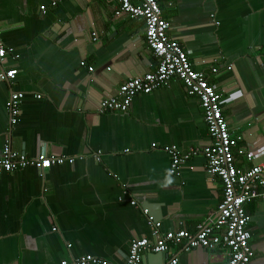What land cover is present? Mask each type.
<instances>
[{"label":"crops","instance_id":"1","mask_svg":"<svg viewBox=\"0 0 264 264\" xmlns=\"http://www.w3.org/2000/svg\"><path fill=\"white\" fill-rule=\"evenodd\" d=\"M158 2L169 37L189 53L193 68H218L209 81L224 101L230 132L242 137L238 147L246 153L264 147V0ZM115 10V0L62 1L55 8L49 0H0V41L12 50L3 68L17 70L11 84L0 82V158L6 144L32 159L83 158L0 177V264H71L83 256L122 264L132 240L151 239L143 209L162 233H194L215 217L222 185L206 174L202 155L183 163L178 176L169 174L166 148L185 152L209 143L198 100L181 81L136 96L125 113L97 111L122 84L157 65L143 23ZM11 92L24 95L12 127ZM255 163L264 164V155L253 163L235 155L238 168ZM246 211L250 264H264V200ZM174 257L178 264L227 262L225 249L171 248L145 253L141 264Z\"/></svg>","mask_w":264,"mask_h":264},{"label":"built area","instance_id":"2","mask_svg":"<svg viewBox=\"0 0 264 264\" xmlns=\"http://www.w3.org/2000/svg\"><path fill=\"white\" fill-rule=\"evenodd\" d=\"M62 1L76 0H49V8H55ZM115 1V16L136 19L143 23L146 47L157 61V65L153 72L125 82L114 96L102 100L98 113H125L136 96L149 95L167 86L173 79L181 81L188 96L198 100L209 143L201 150L190 148L185 152H181L175 146L166 148L165 151L170 157L169 174L178 176L183 163L202 155L206 162V174L210 178H217L222 185V198L215 217L207 218L199 224L194 233L184 228L162 233L161 223L155 222L154 218L148 215V211L143 209L142 213L150 227L151 239L132 240L122 264H141L145 253L165 254L171 248H182L185 252L196 248L209 251L221 248L226 252V264H250L254 259V251L251 247L249 228L251 218L246 206L255 200H264V164L255 163L248 169L238 168L235 165V155L236 153L244 155L248 163H253L264 155V147L248 153L238 147L242 137L230 132L222 113L224 101L216 86L209 81L211 75L218 73V68L212 67L209 72L196 71L193 68L188 58L189 53L169 37L170 23L164 19L158 0ZM170 5L172 4L169 3ZM39 10L45 14L48 8L41 5ZM10 53L12 50L5 49L0 41V82L8 84H11L17 75V70L3 68L6 56ZM261 58L264 67V47ZM230 69L231 66L226 67V70ZM23 98L24 95L18 92H11L9 95L6 112L10 127L18 121ZM36 98L40 99V96ZM82 159L81 156L50 154L32 159L25 154L12 152L10 146L6 144L0 158V177L5 173L27 167H34L43 173L53 166L71 165ZM130 204L135 206V202ZM71 264L111 263L93 256H83L74 259ZM167 264H178L177 257L169 260Z\"/></svg>","mask_w":264,"mask_h":264},{"label":"water","instance_id":"3","mask_svg":"<svg viewBox=\"0 0 264 264\" xmlns=\"http://www.w3.org/2000/svg\"><path fill=\"white\" fill-rule=\"evenodd\" d=\"M8 84V83H7Z\"/></svg>","mask_w":264,"mask_h":264}]
</instances>
